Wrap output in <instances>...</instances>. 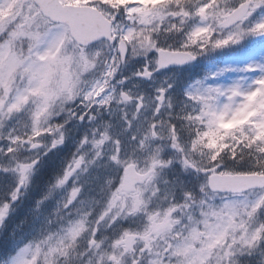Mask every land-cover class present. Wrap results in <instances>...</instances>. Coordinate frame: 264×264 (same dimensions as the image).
<instances>
[{
    "label": "snow or ice",
    "instance_id": "6c2138e0",
    "mask_svg": "<svg viewBox=\"0 0 264 264\" xmlns=\"http://www.w3.org/2000/svg\"><path fill=\"white\" fill-rule=\"evenodd\" d=\"M5 6L0 0V11ZM193 17L202 23L190 26ZM92 22L98 30L88 34L80 61L91 66L88 50L107 45L110 62L82 90L52 84L51 70L65 63L61 46L75 43ZM23 30L18 38L26 56L14 67L0 65V225L41 179L48 196L60 189L71 202L67 215L38 217L22 241L0 234L3 264H73V252L83 261L93 250L98 264H235L239 247L248 257L264 251V57L241 66L252 73L246 90L230 75V57L241 54L233 46L264 36V0H32ZM162 33L179 35L163 45ZM10 39L9 30L0 32V42ZM201 57L216 66L187 88L184 106L168 98L171 84L158 87L150 118L136 126L144 96L120 83L121 65L129 63L134 77L150 78L169 65L195 67ZM18 75L22 80L14 87ZM61 103L67 111L58 110ZM129 105L136 111L125 114L115 131L106 114ZM140 157H147L146 168H139ZM101 171L102 191L96 184ZM137 181H155L157 197L163 187L175 189L171 204L164 201L167 212L150 216L142 233ZM84 193L81 211L68 212ZM129 205L131 213L123 216ZM105 206L109 214L119 206L121 215L92 231L89 221ZM89 209L85 218L81 213ZM137 239L143 243H133ZM158 240L166 250L153 251Z\"/></svg>",
    "mask_w": 264,
    "mask_h": 264
},
{
    "label": "rangeland",
    "instance_id": "374dc122",
    "mask_svg": "<svg viewBox=\"0 0 264 264\" xmlns=\"http://www.w3.org/2000/svg\"><path fill=\"white\" fill-rule=\"evenodd\" d=\"M75 2L87 3V0H75ZM113 2L114 3L119 2V0H113ZM31 8H32V0H26V1L11 0V3H7L6 0V6L4 7V10L0 11V32H3L4 30L7 29L9 30L10 37H13V39L0 42V65L7 64L9 66L14 67L19 57H21L22 55L26 56L27 53L22 47L24 42L19 41V39L16 38L24 35L23 29L25 28V20L29 16ZM200 23H202V21H199V19L196 18L195 24L192 22L190 26H196ZM64 45L63 47L68 46V48L65 51H63L61 46L59 55L62 58H64L65 63H63L58 69L51 70L52 84H62L63 74L66 72L69 78V84L72 86V88L74 90H82L87 83L95 81L97 77H99L102 74L101 69L104 63L110 62L109 60H106V57L108 55L107 45H97L95 48L88 50V52L86 53V58L91 61V66L89 67H85L83 63L80 61L83 48L79 47L76 43H73L70 40L66 41ZM240 46H242V49L240 50L241 54L230 57L233 71H235L230 75L233 80H236L239 83L241 89L246 90L251 84L252 73L251 71L243 72L241 66L248 64L250 61L258 60L264 57V36H249L241 42ZM134 59H141V58H134ZM201 61L204 62V59L201 58ZM215 66L216 65L211 64L209 67H207L205 73L202 75V78L206 73L211 72L215 68ZM118 71L122 77L120 83L124 84L133 93L143 95L144 103L141 109L138 111L135 110L133 105H129L124 107L123 109H121L120 107H116L111 112H108L106 116L109 119V123L112 124L113 129L115 131L121 130L122 122L125 118V114L131 115L132 111H136V116L133 118L136 126L142 125L145 119L150 118L151 116L153 110L152 106L154 103L153 94L155 89L161 86H167L169 84H172L173 82V78L171 77L173 74L168 75V73H160L159 69L153 72V75L150 78L134 77L129 63H123L121 67L118 69ZM21 80L22 77L18 75L16 77V83L14 87L18 86L21 83ZM199 80L200 79L197 78V81L192 83L191 85L198 83ZM257 91H259V89H257ZM0 95L3 94L0 93ZM253 96H255V93L253 94ZM63 108H64L63 103L58 105V110H61ZM248 115H252V113L250 112L248 113ZM246 118L247 116L244 117V119ZM76 130L77 129L74 127L71 130V135L74 134ZM146 160L147 157L139 158L140 161L139 168L143 169L147 167L145 163ZM156 171L159 173L161 170L157 168ZM167 178H168V174L164 173L162 176V180L166 181ZM148 188L156 189L155 181H153L149 185H146L144 183V185L138 188L142 193V199H143V206L140 208L139 211L144 216V225L141 227L140 233H142L145 230V228L148 227V224H150V220H149L150 216L156 214L163 216L167 212V208L164 206V201L167 200L169 204H171L172 196L175 191L173 187L166 186L161 189L163 193L162 195L157 197L156 193L153 192L152 197L149 198L145 195V192ZM44 191L45 189L41 190L35 197L33 201V204L35 206H37V201L41 197ZM59 195H62V190L57 189L56 191L53 192L52 196L48 197L47 200H41V205H39V208L41 209L42 212L41 218H43L52 208L53 198L58 197ZM130 203L131 201L129 200V204ZM149 205H154V207L150 208ZM172 219L178 220L179 217H172ZM183 227L184 225H181V228ZM2 228L3 225H0V232ZM108 231H111V229H109ZM199 231H203V225L200 226ZM32 234H33V229L29 233H24L23 236L27 238ZM174 235L176 234L174 233ZM139 242L142 243V241L139 239L133 241V243H139ZM231 243L232 241L230 239L229 245H231ZM192 247L197 249L200 248L199 240L196 239L195 237ZM155 249L156 251L166 250L167 244L163 240H158L156 241V247H153V251ZM121 252L125 253V250L121 249ZM245 252L246 250L244 247H239L236 250L235 264H240L239 258ZM126 254L130 255L131 249H128ZM220 254L222 255V253ZM82 259H83L82 257H78V260H82ZM78 260L77 258H75L73 264H78Z\"/></svg>",
    "mask_w": 264,
    "mask_h": 264
},
{
    "label": "clouds",
    "instance_id": "9594fccd",
    "mask_svg": "<svg viewBox=\"0 0 264 264\" xmlns=\"http://www.w3.org/2000/svg\"><path fill=\"white\" fill-rule=\"evenodd\" d=\"M61 111H67V109H61ZM69 135H71V129L69 130ZM105 180V175L101 171L100 175L96 178V184L100 185V190H103V181ZM65 192L70 193L71 192V186H68L65 190ZM153 192L157 194V189L148 188L145 192V195L149 198L152 197ZM48 186H46L45 191L42 193L41 197L38 199L40 200H47L48 199ZM87 197V193H84V195L81 197L80 201H77L72 208L68 209V212L76 213L81 211V205L82 201ZM71 201H64L63 195H59L58 197L53 198V206L49 210V212L46 215H51L53 217H60L61 214L67 215L65 212V209L67 208V204ZM91 209H89L87 212H82L81 214L87 218L88 215L91 214ZM131 213V207L130 205L128 207H125L123 209V216H128ZM117 215H121V208L117 206L116 208L111 210V213L109 214L108 208L105 206L97 212L95 218L91 221H89V224L91 226V230L95 231L97 224H99L101 221H104V226L107 227L112 224V221L116 218ZM79 218V217H78ZM73 256L77 258L79 255L75 252H73ZM6 258H0V264H3V261ZM78 264H98V256L95 250H93L92 255H89L86 259L83 261L78 260ZM261 264H264V256L261 257Z\"/></svg>",
    "mask_w": 264,
    "mask_h": 264
},
{
    "label": "trees",
    "instance_id": "16d2710c",
    "mask_svg": "<svg viewBox=\"0 0 264 264\" xmlns=\"http://www.w3.org/2000/svg\"><path fill=\"white\" fill-rule=\"evenodd\" d=\"M161 39H162V34H160L159 41H161ZM177 107H179V106H177ZM180 108H182V107H180ZM34 185L36 188H41L45 184H42V182L39 180L38 185H36L35 183H34ZM24 205H26L25 201L23 202V205L21 207H19V211L23 212L25 210V207H23ZM24 226H25V224H24ZM17 237H19V233H17ZM262 256H264V251L257 249L256 252H254L251 257H248L247 253L244 256H242L240 258V264H249V260H250V264H261V257Z\"/></svg>",
    "mask_w": 264,
    "mask_h": 264
},
{
    "label": "water",
    "instance_id": "95a60500",
    "mask_svg": "<svg viewBox=\"0 0 264 264\" xmlns=\"http://www.w3.org/2000/svg\"><path fill=\"white\" fill-rule=\"evenodd\" d=\"M98 30V26L95 22H92V23H89L88 25H86V28H85V34H89L91 32H94ZM84 34V35H85ZM81 38V36L79 37V39ZM170 66V65H169ZM167 67V66H166Z\"/></svg>",
    "mask_w": 264,
    "mask_h": 264
}]
</instances>
